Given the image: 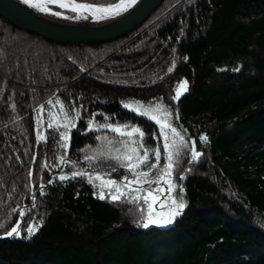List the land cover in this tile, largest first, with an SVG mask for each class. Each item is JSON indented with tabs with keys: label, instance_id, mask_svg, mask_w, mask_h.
Here are the masks:
<instances>
[{
	"label": "trees",
	"instance_id": "16d2710c",
	"mask_svg": "<svg viewBox=\"0 0 264 264\" xmlns=\"http://www.w3.org/2000/svg\"><path fill=\"white\" fill-rule=\"evenodd\" d=\"M154 111L184 138L173 172L185 207L145 228L143 208L100 199L83 168L133 161L115 126L140 129L155 162ZM17 222L0 264H264V0H165L130 35L90 46L0 17V238Z\"/></svg>",
	"mask_w": 264,
	"mask_h": 264
},
{
	"label": "water",
	"instance_id": "95a60500",
	"mask_svg": "<svg viewBox=\"0 0 264 264\" xmlns=\"http://www.w3.org/2000/svg\"><path fill=\"white\" fill-rule=\"evenodd\" d=\"M164 1L136 0L134 4L123 8L125 5L103 7L74 0L75 3L115 10L113 14L106 16L83 19L65 15L48 6L36 9L23 0H0V17L13 27L56 45H101L126 37L141 28ZM12 237L5 236L0 239Z\"/></svg>",
	"mask_w": 264,
	"mask_h": 264
},
{
	"label": "snow or ice",
	"instance_id": "6c2138e0",
	"mask_svg": "<svg viewBox=\"0 0 264 264\" xmlns=\"http://www.w3.org/2000/svg\"><path fill=\"white\" fill-rule=\"evenodd\" d=\"M27 2L28 0H25V3ZM47 2L51 4H55L59 8H64L72 12H75L77 13V18H83V19H87L88 15L94 12L105 13L109 11V9L102 8V7H96L90 4H86V3H75L74 0H70V2H67V3L64 2V0H47ZM135 2L136 0H129V3L131 4H134ZM53 14L59 15V13H53ZM169 71H171V69H169ZM180 87L186 91L187 82L186 81L183 82ZM180 95H181V91L178 90L175 98L178 99ZM125 106L128 107L127 105ZM156 110L163 111L159 107H157ZM139 114L144 115L145 113L141 112ZM149 119H155V117L150 116ZM155 122L157 124H160V120L158 119H156ZM48 127L51 128L53 127V125L49 123ZM64 127L68 128L69 125H64ZM111 130L115 132H120L119 128H112ZM171 132L173 133L174 136L179 137L181 146H183L184 138L180 136V134L176 131L174 127L171 128ZM123 134L124 133L121 132V135ZM133 134H139L141 139L144 136V133L138 128H133L131 132L127 133V135L129 136H132ZM61 139H64V140L69 139L67 132L61 133ZM38 140H41V141L45 140V137L42 134H39ZM137 143H139V141H137ZM173 144L175 145V141H173ZM142 146L143 145H141V147ZM61 147L67 148L68 144L65 143L61 145ZM133 151H135V149H133ZM164 151L168 153V156H167L168 163L166 164L165 167L161 169L162 174H158L154 179H148V177L151 175L149 171H142V172L136 171V169L139 168L141 165H147L148 169L157 168V166L159 165L160 155H161L159 150H156L154 152V156H155L154 163H149V156L147 152H145L143 156H140L137 153L135 163L128 164V171L133 173L134 179H129L128 177H125L124 182H121V183H118L116 181H108L106 183L102 182V184L100 185L101 191L99 193V198L100 199L106 198L105 191L103 189H107L108 197H110V199L113 202H119L122 198L129 199L132 202H139L143 200L144 205L147 206L146 222L142 225L145 228H147L150 224H157L158 226H162V225L171 223L172 220L175 218V216L179 215L183 211L185 204L182 198L179 200V202H177L176 198L171 197V193L175 190V185L171 182L170 179H164L165 176L171 177V169L173 168V154L169 152V144L165 143ZM198 156H199V153H196L195 151H193L192 158L196 159ZM125 159L131 161L132 157L128 156ZM77 175L82 176L84 175V173H73V177ZM59 179L64 180V179H67V177L61 176ZM97 179H100V178L97 177ZM161 181H163L164 184H167L168 186L167 192L169 194L168 197H166L163 201L159 200L158 197L154 194L156 192L162 191V189L159 188V184L161 183ZM133 184L136 185L135 188L131 187V185ZM144 184H157L158 187L151 189L150 191H147L146 194L142 195V193L144 192V188H143ZM169 199L171 200V204H172L171 211L168 213L167 218L161 219V217H164L165 214L163 212L157 213L156 205L159 204L160 208H164L167 205ZM33 207H35V202H33ZM20 215L23 216L24 213H20ZM2 227L3 225H0V228ZM19 228H20V223L17 222V224L13 226L11 230L6 233V235L8 237H12L13 235L19 237L20 236ZM36 230H37V226L32 225L27 229V232L29 233V235H32V234H35Z\"/></svg>",
	"mask_w": 264,
	"mask_h": 264
},
{
	"label": "rangeland",
	"instance_id": "374dc122",
	"mask_svg": "<svg viewBox=\"0 0 264 264\" xmlns=\"http://www.w3.org/2000/svg\"><path fill=\"white\" fill-rule=\"evenodd\" d=\"M127 1L129 0H122L120 3L114 5V6H122L125 3H127ZM46 6L50 7L51 9L55 10V11H59L65 15H69V16H76L77 17V13L72 12L71 14L69 13H65L64 8L63 11L61 10H56L54 9L52 6L57 7L55 4H51L48 3L46 1ZM59 8V7H58ZM90 15H88L89 17ZM151 117H155L154 120L158 119L160 120V124H158V126L160 127V132H161V136H162V140H163V145H165V143L169 144V152H171L173 154V168L171 169V177H167L165 176L164 179H170L171 182L175 185V190L171 193V197L172 198H176L177 202H179V200L182 198L181 193L182 191L179 190V186L177 185L175 179H174V168L176 166V161L178 159V155H180L183 151V146H181V142L179 137L174 136L173 133L171 132V127L169 126L168 122L165 120L166 118L164 117L163 114L161 113H156L155 111L150 113ZM103 127V126H102ZM104 128V127H103ZM113 128H119L120 132H117L118 136H120V140H121V150L126 151L127 155H132L133 161H131V163H135L136 161V154L138 153L140 156H143L144 154H142L139 150V144L140 141L142 140L139 136V134H133L132 136L127 135V133L131 132L132 129L134 127H130V126H120V127H113ZM121 132L124 133L123 135H121ZM137 141H139V143H137ZM173 141H175V145L173 144ZM133 149H135V151H133ZM160 161H159V165L157 166V168L155 169H148L147 165H141L139 168L136 169L137 172H142V171H149L151 173V175L148 177V179H154L158 174H162L161 173V169L163 167L166 166V164L168 163L167 161V156L168 153H166L163 149V153H160ZM124 163H127L126 160H123ZM154 163V162H153ZM128 164L127 166H121V164H118L115 166L114 169L111 170H100L97 169L95 170L94 168L90 167L89 164H86L85 167L83 168V171H85L86 176L89 178L90 182L93 184V187L95 188L96 192H97V196L99 197V193L101 191L100 185L102 184V182L106 183L108 181H116L118 183L124 182V178L128 177L129 179H134L133 173L128 171ZM93 166V165H92ZM97 177H99L100 179H97ZM95 185V186H94ZM131 187L135 188L136 185L133 184L131 185ZM158 185L157 184H144L143 188H144V192L143 194H146L147 191H150L151 189L157 188ZM167 184H164L163 181H161V183L159 184V188L162 189V191L156 192L154 193L159 200L163 201L166 197H168V192H167ZM105 191V196H108V190L107 189H103ZM121 200H125L127 202L133 203L138 205L140 208H143V210H145L146 215H147V206L144 205L143 200L139 201V202H132L129 199L126 198H122ZM183 200V198H182ZM184 202V201H183ZM172 208V204H171V200H168L167 205L164 208H160L159 204L156 205V211L157 213L159 212H163L165 214L164 217H161V219L163 218H167L168 213L171 211ZM183 212V211H182ZM181 212V213H182ZM180 213V214H181ZM179 214V215H180ZM145 215V216H146ZM176 215L175 218L172 220L171 223L174 222V220L179 216ZM146 222V217L144 219V223ZM171 223H168L166 225H169ZM151 225H155L158 226L157 224H150ZM166 225H162V226H166Z\"/></svg>",
	"mask_w": 264,
	"mask_h": 264
},
{
	"label": "bare ground",
	"instance_id": "6f19581e",
	"mask_svg": "<svg viewBox=\"0 0 264 264\" xmlns=\"http://www.w3.org/2000/svg\"><path fill=\"white\" fill-rule=\"evenodd\" d=\"M23 1H25V0H23ZM46 1L47 0H28V2L27 3H29V4H31L34 8H45L46 7ZM64 2H66L65 0H64ZM67 3V2H66ZM131 3H129V1H127V3H125L124 5L125 6H123V8L124 7H126V6H128V5H130ZM109 9V8H108ZM113 11H115L113 8H110L109 9V11H107V12H105V13H98V12H94V13H92V14H90V16H92V17H101V16H106V15H109V14H113L114 12ZM89 16V17H90Z\"/></svg>",
	"mask_w": 264,
	"mask_h": 264
}]
</instances>
